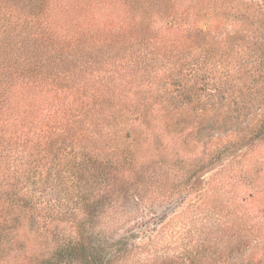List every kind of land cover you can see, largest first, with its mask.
I'll return each mask as SVG.
<instances>
[{"label": "trees", "instance_id": "16d2710c", "mask_svg": "<svg viewBox=\"0 0 264 264\" xmlns=\"http://www.w3.org/2000/svg\"><path fill=\"white\" fill-rule=\"evenodd\" d=\"M230 2L0 0V264H264V247L220 220L175 244L165 227L140 247L96 234L194 176L168 127L183 112L209 121L201 93L223 101L236 82L226 124L252 108L239 83L264 82L262 63L248 72L245 37L224 34ZM136 126L157 160L141 157ZM251 136L264 141V120Z\"/></svg>", "mask_w": 264, "mask_h": 264}, {"label": "rangeland", "instance_id": "374dc122", "mask_svg": "<svg viewBox=\"0 0 264 264\" xmlns=\"http://www.w3.org/2000/svg\"><path fill=\"white\" fill-rule=\"evenodd\" d=\"M217 13L225 14L229 21L224 26V34L236 29L245 37V41H238L243 48L239 53L247 54L244 64L248 62V72L253 71L255 65L259 69L262 63L263 78L264 1L232 0L221 6ZM120 25L116 24V30L122 28ZM216 40L222 43L216 44V52L229 46V40L223 35ZM209 46L208 41L199 45L201 61L205 59ZM239 60L235 59L234 63ZM219 61L224 62V59ZM261 81L259 84L248 82L246 78L240 81L242 94L253 91L247 105L252 108L232 123L226 124L224 117L219 115L226 112L227 104L235 102L238 106L243 101L239 92L232 93L235 81L230 91H226V100L221 99L224 89L215 98L205 93L199 95L208 109H215L208 122H203L192 112H183L181 116L175 115L174 120L170 119L172 123L168 128L180 144L184 172L188 173L186 178L194 176L189 181L177 179L180 184L173 188L175 191L168 189L166 195L151 196L138 207L131 204L119 224L107 226L104 219L97 225L96 234H101L102 239L103 234L106 235L111 242L130 238L132 247H140L152 241L165 227L166 240L175 244L179 243L178 238H197L204 229L216 226L220 220L227 223L222 226L225 233L240 226L250 233L251 239L264 247V141L251 140L257 123L264 120V82ZM255 89L259 90L256 96ZM231 115L235 118L239 113ZM135 129L133 137L144 148L141 149V157L147 154L146 149L148 157L152 161L157 160L153 159L152 151L143 142V126ZM163 167L173 174L170 171L173 164L165 163ZM168 184L171 185L169 181Z\"/></svg>", "mask_w": 264, "mask_h": 264}]
</instances>
